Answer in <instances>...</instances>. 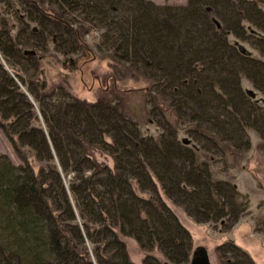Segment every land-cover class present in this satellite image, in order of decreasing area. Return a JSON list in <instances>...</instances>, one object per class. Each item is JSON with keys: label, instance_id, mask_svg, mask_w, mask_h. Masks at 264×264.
<instances>
[{"label": "trees", "instance_id": "1", "mask_svg": "<svg viewBox=\"0 0 264 264\" xmlns=\"http://www.w3.org/2000/svg\"><path fill=\"white\" fill-rule=\"evenodd\" d=\"M92 29L116 74L127 67L146 86L113 88L94 103L58 87L70 100L46 102L57 88L43 71L51 47L76 70L94 56L84 39ZM245 38L259 58L238 44ZM70 49L79 55L68 57ZM242 79L264 93V0H0V129L22 163L0 155V264H132L122 237L144 252L142 264H191L189 232L165 199L197 221L239 220L244 198L207 164L219 159L221 172L237 165L249 129L264 146V110L242 92ZM124 94L143 99L146 116L165 114L166 102L189 111L194 126L172 115V128L191 125L200 154L176 135L140 136ZM227 244L239 262L255 264Z\"/></svg>", "mask_w": 264, "mask_h": 264}, {"label": "rangeland", "instance_id": "2", "mask_svg": "<svg viewBox=\"0 0 264 264\" xmlns=\"http://www.w3.org/2000/svg\"><path fill=\"white\" fill-rule=\"evenodd\" d=\"M144 1L151 2L156 6L184 7L189 0ZM100 32V29H92L85 34L84 39L89 41L94 56L91 54L89 55L92 57L87 55L89 57H85L86 59L82 60L83 62L78 65L76 70L72 69L73 67L70 66L68 61H64V59L67 58H63L58 46L55 45L51 47L50 51L52 56L44 60L43 71L45 72L44 75L47 86L49 88H51V86L57 88L54 90V96L50 99H46V102L55 105L59 101L67 102L70 100L67 97L61 98L63 91L58 87L63 88L64 92L67 91L71 97H75L86 103H94L99 97H105L106 93L109 91L111 92L113 88L120 94L146 86V81H136L138 78H132L130 74L131 71L127 69V67L124 68L122 66L120 68L121 73L116 74L111 61L104 56L102 50L97 49L95 46L100 41ZM228 41L233 43L235 38L229 36ZM251 41V38L237 40L239 45L249 50L254 57L259 58L260 54L257 50L252 48ZM69 52L68 57L71 58H76L80 53V51L76 49H70ZM61 61L63 63H61ZM125 65L127 64L125 63ZM29 74L30 72L27 73V75ZM149 75L151 74L149 73ZM240 83L242 84V92L246 94L251 101L248 100V102L255 105V108L264 110V93L256 89L250 80L242 79ZM46 91L48 92L49 89ZM152 91H154V89ZM125 97L124 106L127 105L132 109L133 113H139L138 115H133V117L138 118V123L141 126L139 127L141 129L138 131L140 136L149 137V140L155 141L159 134L166 138L176 135L175 140H177L178 143H180V141L181 143L185 142L190 149L192 148L193 157L194 150L196 156L200 154L195 145L200 147L203 141L197 138L196 140L194 139V131L191 129V125L194 126V116H190L189 111H185L184 108L183 110L182 107L178 110L172 109L173 106L171 103L166 102L162 104V109H164L165 114L162 113L163 115H161L157 109H153L150 115L146 116L145 103L142 107L143 99L140 101V99L133 94L131 98L126 95ZM30 98L32 99L31 96ZM175 99H182V97L176 94ZM34 105L36 106V103H34ZM188 106L194 113V105ZM146 107L147 110L151 109L149 108L151 107L149 103ZM258 113H260V111H258ZM172 115L179 119H186V122L191 119L193 120L190 122L191 125L184 128L182 127L184 126L183 124L181 126L182 128H180L181 130L174 131L172 125H174L175 121ZM40 124L41 126H45L43 122H40ZM243 134L242 140L245 141V139H248L250 144L247 150L243 146V156L237 165H235V163L233 164L229 159L228 171L221 172L223 164L219 159H212L211 162L209 160V164H207L209 166L208 170L212 171L214 175L230 177L229 180L235 185L236 191L240 193L239 196L244 198L246 208L237 222L232 224L231 218H224L216 222L208 221V223L197 221L184 212L182 206L173 207L171 201L167 198L165 199L166 203L172 206L178 219L189 232L190 262L192 260L191 256L193 250L197 247H203L207 253L210 264H234V261L237 262L236 264H244L242 261L239 262L240 257L236 254V250L233 251L234 249L232 250L227 244V242L232 240L238 248L248 253L255 264H264V146L261 145V137L254 130L249 129L246 134ZM205 149H207V147ZM215 154L217 157H220V154ZM0 155L6 157L15 166L22 164L10 141L6 138L1 129ZM94 157L99 162H105L109 164L110 167L113 166L111 157L104 152H97L94 154ZM84 172L88 173L89 170ZM162 197L164 199L163 195ZM122 239L126 245L129 261L132 264H142L145 254L134 239L126 237H122ZM152 254L163 259L162 255L156 250H154Z\"/></svg>", "mask_w": 264, "mask_h": 264}, {"label": "water", "instance_id": "3", "mask_svg": "<svg viewBox=\"0 0 264 264\" xmlns=\"http://www.w3.org/2000/svg\"><path fill=\"white\" fill-rule=\"evenodd\" d=\"M191 264H210L208 261V256L203 247H197L193 250L191 256Z\"/></svg>", "mask_w": 264, "mask_h": 264}, {"label": "bare ground", "instance_id": "4", "mask_svg": "<svg viewBox=\"0 0 264 264\" xmlns=\"http://www.w3.org/2000/svg\"><path fill=\"white\" fill-rule=\"evenodd\" d=\"M5 5H6V4H5ZM27 6H28V5H27ZM21 10H22V9H21ZM21 10H20V11H21ZM22 15H23V14H22ZM32 89H33V88H32ZM39 113H40V112H39ZM44 165H45V164H44ZM69 238H70V237H69Z\"/></svg>", "mask_w": 264, "mask_h": 264}]
</instances>
